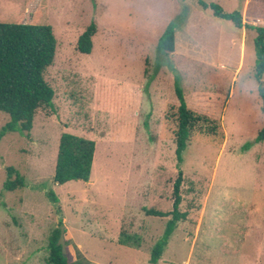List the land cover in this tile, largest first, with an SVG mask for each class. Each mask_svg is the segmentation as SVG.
Segmentation results:
<instances>
[{
    "label": "rangeland",
    "instance_id": "rangeland-1",
    "mask_svg": "<svg viewBox=\"0 0 264 264\" xmlns=\"http://www.w3.org/2000/svg\"><path fill=\"white\" fill-rule=\"evenodd\" d=\"M199 1L264 27V0H0V22L49 24L56 39L44 72L52 106L36 111L29 135L0 138V264H46L48 237L61 224L79 264H264V141L256 140L264 72L258 81L256 32ZM91 22L96 32L84 54L76 40ZM169 23L174 50L159 53ZM174 80L187 105L219 118L223 133L194 131L178 166L163 120L176 102ZM8 120L0 111V130ZM63 132L95 142L87 181L53 180ZM9 166L23 187L4 188ZM178 168L186 217L152 263L170 216L146 209H172Z\"/></svg>",
    "mask_w": 264,
    "mask_h": 264
},
{
    "label": "trees",
    "instance_id": "trees-1",
    "mask_svg": "<svg viewBox=\"0 0 264 264\" xmlns=\"http://www.w3.org/2000/svg\"><path fill=\"white\" fill-rule=\"evenodd\" d=\"M199 2L203 8H209L215 17L231 21L236 28L255 30L256 35L253 40L255 77L260 81L264 72V27L243 22L242 14L238 10L226 12L218 4ZM95 32L96 25L91 22L79 34L75 46L79 52L90 53L92 36ZM174 34V24L169 23L158 38L159 53L174 50ZM55 47L56 39L52 26L49 24L0 22V111L9 116V120L1 127L0 138L10 131L29 135L36 111L52 106L54 90L45 81L44 72L53 62ZM174 93L176 102L166 105L163 120L171 126L178 166L182 160V152L194 131L219 138L223 137V133L219 118L195 111L187 105L177 80H174ZM260 95L264 114L263 87L260 88ZM256 140L264 141V124L258 130ZM94 150L95 142L92 139L69 132L61 133L55 161L54 182L63 184L70 180L87 181ZM6 171L7 178L4 182L6 190L24 186L23 177L14 167L9 166ZM181 182L182 171L178 168L172 187L173 198L170 211L146 209L147 215L170 216L163 236L152 249L149 259L152 263L160 259L167 239L177 222L186 217V212L179 210L182 200ZM50 196L56 201L53 192H50ZM58 223L61 224L62 221L59 220ZM58 237L59 227H56L48 237L46 264H79L78 259L68 248L65 254L62 253L61 246L57 244Z\"/></svg>",
    "mask_w": 264,
    "mask_h": 264
},
{
    "label": "water",
    "instance_id": "water-1",
    "mask_svg": "<svg viewBox=\"0 0 264 264\" xmlns=\"http://www.w3.org/2000/svg\"><path fill=\"white\" fill-rule=\"evenodd\" d=\"M64 232H65L64 225H62V224L59 225V237L57 240V244L61 246V250H62L63 254H65V252H66Z\"/></svg>",
    "mask_w": 264,
    "mask_h": 264
}]
</instances>
